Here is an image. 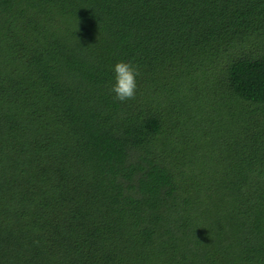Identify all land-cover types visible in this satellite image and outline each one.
I'll return each instance as SVG.
<instances>
[{"label":"trees","instance_id":"16d2710c","mask_svg":"<svg viewBox=\"0 0 264 264\" xmlns=\"http://www.w3.org/2000/svg\"><path fill=\"white\" fill-rule=\"evenodd\" d=\"M0 264H264V0H0Z\"/></svg>","mask_w":264,"mask_h":264},{"label":"clouds","instance_id":"9594fccd","mask_svg":"<svg viewBox=\"0 0 264 264\" xmlns=\"http://www.w3.org/2000/svg\"><path fill=\"white\" fill-rule=\"evenodd\" d=\"M113 83L111 90L115 99L125 100L135 95L137 69L129 62L118 60L112 66Z\"/></svg>","mask_w":264,"mask_h":264},{"label":"rangeland","instance_id":"374dc122","mask_svg":"<svg viewBox=\"0 0 264 264\" xmlns=\"http://www.w3.org/2000/svg\"><path fill=\"white\" fill-rule=\"evenodd\" d=\"M207 151H208V154H210L211 158H215V156H218L217 149H213L212 147H210V148H208ZM210 157H209V159H210Z\"/></svg>","mask_w":264,"mask_h":264}]
</instances>
